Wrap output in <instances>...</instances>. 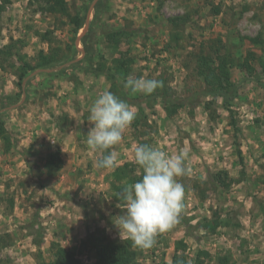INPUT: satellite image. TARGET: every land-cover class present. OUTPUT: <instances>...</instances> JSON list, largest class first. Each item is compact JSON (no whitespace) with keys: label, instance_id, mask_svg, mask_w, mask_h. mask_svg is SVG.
I'll list each match as a JSON object with an SVG mask.
<instances>
[{"label":"rangeland","instance_id":"obj_1","mask_svg":"<svg viewBox=\"0 0 264 264\" xmlns=\"http://www.w3.org/2000/svg\"><path fill=\"white\" fill-rule=\"evenodd\" d=\"M67 1L73 14L75 6L82 9L88 4L87 29L84 25L76 40L71 26L63 25L65 19L37 12L30 0H11L1 17L0 44L21 39L22 51L33 58L40 50L48 51L36 33L51 29L64 56L73 59L49 70L52 75H45L44 69L32 72L19 101L4 109L14 147L5 153L0 140V264L49 262L52 244L73 250L80 264H96L94 251L83 246L90 233L100 228L110 239H126L115 225L124 210L117 207L110 187L114 169L98 168L97 162L107 153L91 149L86 142L93 127L90 108L109 90L110 82L86 73L84 67L98 64L100 55L109 63L113 52L106 47L101 28L87 41L96 56L85 57L81 38L91 24L104 23L109 28L137 29L131 43L121 46L136 57L131 77L164 76L179 97L203 90L195 72L196 56L210 52L217 40L231 48L237 63L249 58L254 67L252 73L232 68L239 95L231 113L221 99L211 97H200L172 118L157 99L144 100L143 113L133 107L136 118L113 149L116 167L131 163L132 175L141 176L134 159L139 136L169 154L187 153L188 169L178 178L185 188L179 223L159 234L153 248H137L142 253L138 264H172L178 241L185 245L187 264H218L222 256L231 257V264H264V71L258 61L264 60V45L241 39L260 36L264 41V0H104L99 11L100 0ZM216 7L221 8L219 16L213 15ZM182 15L190 19L179 28L182 37L176 44L170 41L174 27L167 20ZM70 44L77 50H67ZM17 82L13 71H0V95L21 92ZM50 151L60 152V169L45 168ZM219 172L227 173L226 185L216 181ZM216 218L225 224L214 232L200 227L206 219Z\"/></svg>","mask_w":264,"mask_h":264},{"label":"trees","instance_id":"obj_2","mask_svg":"<svg viewBox=\"0 0 264 264\" xmlns=\"http://www.w3.org/2000/svg\"><path fill=\"white\" fill-rule=\"evenodd\" d=\"M37 6V12L53 16L55 19H65L63 25L71 26V32L76 40L81 29L84 28L86 14L88 12V4L82 9L76 8V12L73 14L70 4L67 0H30ZM85 3H90L93 0H82ZM11 4V0H0V21L4 13V9L7 5ZM163 2L158 4L157 10L160 12L162 9ZM105 1L100 0L96 9H104ZM246 11V9L244 10ZM222 13L221 8L216 7L213 10L214 16H219ZM190 19L189 15H182L178 17L169 18L167 21L172 24L174 31L170 34V41L179 44L180 38L182 37V28L179 29L183 24H186ZM99 22V21H97ZM101 26V27H100ZM95 26L91 24L88 32L81 38L84 43V50L86 51V58L96 56L95 48L91 47L90 37H95L97 31L101 28L102 38H104L106 47L113 52V56L108 63L105 61V57L98 56V64L92 66L88 65L84 67V71L88 74H92L95 77L103 76L110 82L109 91L113 92L121 100L126 102L132 107H136L140 113H143L142 104L143 101L151 103L154 100H159L162 104L164 111L169 118H172L177 114L179 109L189 106L193 102L198 101L200 97H211L215 99H221L223 107L231 113L232 102L238 97V88L232 80V68L235 66L244 68L247 72L252 73L254 67L246 58L243 62H236L233 52L226 43L222 40H217L215 45L210 46V52L206 53L201 51L196 56V67L195 72L197 76L202 80L204 88L200 92L192 94V96L184 98L176 96L172 88L168 86L167 79L164 76L158 78L162 82L163 86L154 91L151 95H145L142 98L135 96L131 97L130 90L124 87V81L131 76L133 67L136 63V57L131 54V49L128 48L126 51L121 49L123 43H131V39L137 36L138 31L133 27L124 28H109L107 24H101ZM1 33V29H0ZM36 35L39 37L41 42L48 45V51L40 50L33 58H30L27 54L22 51L23 42L21 39L11 38L8 44H0V71L7 72L13 71L18 78L17 86L21 92L10 96L0 95V140L3 145L5 153L10 152L14 147V140L10 132L6 127L4 116L7 113L4 109L12 106L19 101L21 93L23 92V83L30 76V74L36 70L44 69L45 75H52L49 70L62 66V63H68L72 61L70 55L64 56V48L60 41L55 37L54 30H45L37 32ZM247 39L253 45H264V41L260 36L257 37H246L241 38ZM73 40V41H74ZM74 46V47H73ZM171 44L169 45V47ZM67 50H77L75 44H70L66 47ZM261 68L264 71V60L258 59ZM83 62V60L81 61ZM80 63V62H79ZM77 63V64H79ZM75 64V65H77ZM31 80V79H30ZM30 80L26 83L30 82ZM211 105L210 103L207 104ZM210 108V107H208ZM235 125V121L233 122ZM138 143L148 144L143 140H139ZM63 165L60 152L55 151L47 154L45 160V168L49 171L54 169H60ZM138 166V165H137ZM139 167V166H138ZM135 172V166L131 163H126L122 166H118L111 173L110 187L113 191V199L115 202L122 203L118 196V193L130 183L136 182L142 178L141 176H133ZM223 174L219 172L215 174V179L220 185H226ZM3 197H0V201ZM11 206H14L11 200ZM263 209V208H262ZM264 213V209H263ZM186 224V222L184 221ZM225 222L216 218L213 220L206 219L203 224H200L202 229L206 231L214 232L220 225H224ZM90 246L94 251L96 264H138V260L142 253L135 247L132 246V241L126 239H110L104 229H98L88 235L87 241L83 242V246ZM185 245L182 241L176 243L175 254L173 256L172 264H187V258L182 253ZM52 256L49 262H45L40 259L39 264H80L77 254L70 249H67L58 244H52ZM204 255H208L202 252ZM218 264H231V257L222 256L218 257Z\"/></svg>","mask_w":264,"mask_h":264},{"label":"clouds","instance_id":"obj_3","mask_svg":"<svg viewBox=\"0 0 264 264\" xmlns=\"http://www.w3.org/2000/svg\"><path fill=\"white\" fill-rule=\"evenodd\" d=\"M162 86L157 79L129 76L124 81V87L131 93L144 95H151ZM135 118V109L109 90L95 99L88 117L93 127L86 142L91 149L107 153L97 162L98 168L115 169L114 146L121 143ZM186 157L185 152L169 154L147 144L135 147V164L142 170V178L118 193L122 203L117 207L124 211L115 222L120 234L130 239L133 247L153 248L159 234L179 223L185 208V188L178 178L187 174Z\"/></svg>","mask_w":264,"mask_h":264},{"label":"water","instance_id":"obj_4","mask_svg":"<svg viewBox=\"0 0 264 264\" xmlns=\"http://www.w3.org/2000/svg\"><path fill=\"white\" fill-rule=\"evenodd\" d=\"M87 29V24L85 25V30Z\"/></svg>","mask_w":264,"mask_h":264}]
</instances>
